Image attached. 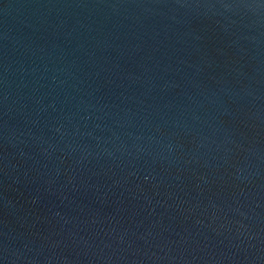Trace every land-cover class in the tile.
<instances>
[{
    "label": "water",
    "instance_id": "95a60500",
    "mask_svg": "<svg viewBox=\"0 0 264 264\" xmlns=\"http://www.w3.org/2000/svg\"><path fill=\"white\" fill-rule=\"evenodd\" d=\"M0 264H264V0H0Z\"/></svg>",
    "mask_w": 264,
    "mask_h": 264
}]
</instances>
